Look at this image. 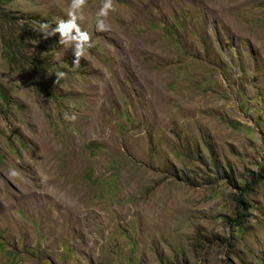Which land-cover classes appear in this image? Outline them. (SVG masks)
<instances>
[{"label": "rangeland", "instance_id": "374dc122", "mask_svg": "<svg viewBox=\"0 0 264 264\" xmlns=\"http://www.w3.org/2000/svg\"><path fill=\"white\" fill-rule=\"evenodd\" d=\"M70 4L0 0V264H264V0Z\"/></svg>", "mask_w": 264, "mask_h": 264}, {"label": "clouds", "instance_id": "9594fccd", "mask_svg": "<svg viewBox=\"0 0 264 264\" xmlns=\"http://www.w3.org/2000/svg\"><path fill=\"white\" fill-rule=\"evenodd\" d=\"M86 3L87 0H71V4L67 12V20H60L56 26L52 27L50 30V25L47 23H44L41 26V34L43 39L46 40L50 36H54L58 33L59 45L72 48L74 44V67L79 66L81 59L85 57L88 50L92 47L91 36L88 32L83 31L80 27V23H78V21L83 22L84 20L83 9ZM115 10L116 9L114 7L113 0H103L102 7L97 13V31L105 32L108 30V25L105 23V21L109 15V12ZM63 75L64 73H59L57 78L59 79V77H62ZM65 118L75 120V116L69 117L67 113H65Z\"/></svg>", "mask_w": 264, "mask_h": 264}, {"label": "trees", "instance_id": "16d2710c", "mask_svg": "<svg viewBox=\"0 0 264 264\" xmlns=\"http://www.w3.org/2000/svg\"><path fill=\"white\" fill-rule=\"evenodd\" d=\"M262 180V178L259 179H250L248 183L244 184V187L242 189H240L242 192H247V191H253V185L258 184L260 181ZM235 189H239L237 187H235ZM237 203L240 204V206H242V209L247 210L249 208V205L247 203H245L243 200L238 199ZM245 215H242L240 213L237 214V218L235 219V223L237 225H241L242 221L240 218H243Z\"/></svg>", "mask_w": 264, "mask_h": 264}]
</instances>
